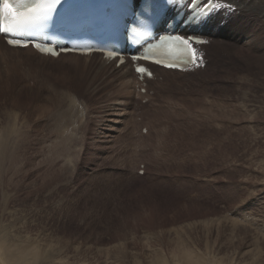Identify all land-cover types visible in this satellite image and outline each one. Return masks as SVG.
I'll return each instance as SVG.
<instances>
[{
    "label": "rangeland",
    "instance_id": "374dc122",
    "mask_svg": "<svg viewBox=\"0 0 264 264\" xmlns=\"http://www.w3.org/2000/svg\"><path fill=\"white\" fill-rule=\"evenodd\" d=\"M232 53L219 56L224 60L213 72L221 75L201 92L171 85L155 96L161 123L143 143L134 138L137 147L145 145L137 154L123 138L145 136L138 126L149 124L142 121L128 123L111 144L95 143L100 106L115 101V91L98 78L90 88L86 77L63 71L71 62L21 73L16 85L2 83L0 133L12 135L0 162V225L11 228L13 243H55L56 264H148L156 257L180 264L175 258L185 249L196 257L192 264H264V58ZM68 96L76 101L71 112L58 102ZM137 103H130L133 116L141 114ZM69 120L77 121L70 130ZM163 123L168 135L154 163ZM138 161L146 163L145 175ZM145 233L151 237L143 240ZM114 242V251H98Z\"/></svg>",
    "mask_w": 264,
    "mask_h": 264
},
{
    "label": "bare ground",
    "instance_id": "6f19581e",
    "mask_svg": "<svg viewBox=\"0 0 264 264\" xmlns=\"http://www.w3.org/2000/svg\"><path fill=\"white\" fill-rule=\"evenodd\" d=\"M215 1L219 2L217 13L212 15L211 18L204 25H202L200 28L182 29V31L185 32L186 34L201 35L204 38H206V43L204 45L198 46L201 57L202 58L204 57V61L202 59V64L206 63V66L204 67L203 70L200 69L202 64L200 66L193 67L185 72L167 70V69H163L157 66H152L151 68L154 74L153 78L144 79L143 81H139L137 77L134 75L132 68L129 66L128 63H125L121 65L120 67H116V61L108 62L102 59L100 55H92L88 57H83V56H78L74 54H66V55L59 56L57 59H52L48 56L39 54L38 52H36L30 47L24 48V49L10 48L0 38V86L2 83L3 85H9L10 80L13 82V85H16V82H17L16 76L21 75V73H24V72L29 73L37 68L43 70L44 68H49L53 66L55 63L59 64V63H64L65 61H69L71 62L70 64H68L69 68L63 69V71H66L69 73L71 72L73 75H81V77H86L87 78L86 85L90 88L92 86L91 84L97 81L95 79L98 78L99 83L105 81L104 84L109 85L111 87L110 91H115V101L110 102L109 105L107 106L105 105L100 106L101 108L100 110L102 111L100 112L101 115L98 121L99 122L98 131L96 133L94 132L95 133V139H94L95 143L100 144V146L106 145V144L108 145L109 143L111 144L112 141L116 140V137L118 138L120 137V134H122V132H124V130L127 128L128 123H130V126L132 127L136 125L138 121H142L144 123L149 124V126H146L145 124L141 125L138 123L139 133L142 131V129L144 128L147 129L145 136L141 135V133H140L141 136L137 135V133L136 135L131 133V136H129V138L127 137L128 139L123 138V141L128 142L130 149L133 148L135 153L136 151L139 152V150L142 151V149L145 148V145H141L137 147L136 144L138 143L135 142L134 138L138 137L140 139V142L142 141L141 143H143V141H146V139L148 138V134L150 133L152 129H154L155 125H159L161 123L160 119L157 118L156 114H153L152 102L154 101L155 96L160 94V92H163V89L166 86L170 87L171 85H174L173 87L171 86L172 90L178 88L179 86L180 88H184L189 91L197 89L199 90V92H201L203 86L206 85L207 83H212V81L214 82L216 80L218 81L216 77H219L221 74H216L217 70L215 68L218 66L219 63L223 62L224 60L222 59V57H219V56L222 54H226L229 51L233 52L232 54H229V55L235 59L242 60L245 55L250 53V51L253 52L254 54H261V57L264 58V46H263L264 37H261V35L264 36V34H261L262 32H264V0H215ZM235 46H238L239 47L238 49H240L241 51H234L233 49L235 48ZM244 51H246V53L245 55H242L243 54L242 52ZM254 60L256 62L261 61L259 57L255 58ZM209 61H212V63L210 64ZM212 66H214V68H211ZM213 71H216V73H214ZM191 72L192 74H190ZM211 72L213 73L211 74ZM219 79H222L221 80L222 82L224 80V78H219ZM3 80L6 81V84L2 82ZM1 89L3 88L0 87V90ZM23 89L24 90L27 89V91H29L30 93H33L30 90V88L23 87ZM141 90H144V93H141ZM72 98L74 99V96H71V97L68 96L67 98L64 97V99L62 100L61 98H59V100L61 101H58V102H60L59 104H64L63 106H66L67 104L68 106L67 109H68L70 108L71 104H74V102H76ZM132 100L133 102L138 101V103L135 105H137L138 110L141 112V114L136 111V115L133 116L132 114L133 111L131 110L132 108H130V103L132 102ZM143 102H145L144 105L142 104ZM222 102L219 101V103H222ZM134 108L135 107H133V109ZM68 111L70 112L73 111V108ZM77 112H78L77 114L75 113L76 116L80 117L79 111ZM65 114L64 116L63 114H61L62 115V118L60 117L61 120L63 119V117L66 118ZM61 115H58V118ZM129 115H131V119ZM68 118L70 119V117ZM51 119H54V118H51ZM59 121L60 120H58V122ZM76 123L77 121L75 120L74 121L69 120L68 125L67 126L64 125V127L66 129L70 127L71 129V127L75 126ZM51 124L53 127V123ZM59 124L61 125V123ZM60 125L57 126V128L60 129L62 127L63 129V126L60 127ZM122 127H125V128H122ZM167 128H168V125L166 123H163V125L159 129L160 137L157 138L158 141L156 145L157 146L156 150L157 149L158 150H157V154L155 158H152L154 163L156 162V159L157 160L159 159L160 145L162 144L165 136L168 135V133L166 132ZM8 130H10V128ZM4 131L5 130L2 129L0 133V162L4 160L3 157L6 153V149H10L9 148L10 143L8 140H9V137L12 135L11 133H9L10 135L7 134L8 139H6L7 136H6V133L3 134ZM62 132L64 131L62 130ZM118 133L120 134L118 135ZM81 134H79V136ZM2 135L6 136V138L2 137ZM67 136L69 137V135ZM57 138L59 137L57 136ZM131 140L134 143H131ZM60 141L58 142L60 143ZM65 141H67V138ZM62 142L61 144L64 145L63 143L65 142L63 143ZM120 146H122V149H123L124 143H122ZM146 146H149V150L150 152H152L153 150L152 143ZM12 147L13 146H11V148ZM111 147L112 146H110V148ZM48 148L51 149L50 145ZM77 148L75 147L73 149L75 150ZM81 151L82 150L80 149V152ZM120 152L121 151H119V153ZM111 155L113 156V154ZM150 156H152V154H150ZM71 157H74V156H71ZM77 158H78V155H77ZM71 159L73 161L76 160V159L74 160L73 158ZM141 160L145 161L143 159ZM133 161L136 162V160H133ZM64 162H66V160ZM142 164H144L143 175H145L147 173L146 168H145L146 163L139 162V168L137 169V166H136V169L137 171L140 170L141 168L140 165ZM153 164L151 165L153 166ZM154 167H156V164L154 165ZM9 228L10 227L8 226L0 225V264H56L57 263L56 259H58V256L56 254H58L59 250L54 245L55 243L51 246V244L49 245L48 242H46V244H43L45 243L44 241H35V243L29 245L25 243L26 239L28 238H26L25 241L21 240V242L13 243V242H17V239L12 238L14 235L11 236L12 233L9 230ZM180 229H184V226L178 227V228L176 227H173L170 229L168 228L165 231L163 230L162 234L167 232V234L170 235V233L172 232V235H175L180 231ZM145 234L147 238L143 237V240L149 239L151 237L150 234L148 233H145ZM9 240L12 241L11 243L13 245H16L15 249H11V246H10L11 244L8 243ZM28 242L30 241L28 240ZM114 243L116 244L117 242H114ZM23 245L26 248H23L24 247ZM118 245L119 244H116V245L110 244L105 247L102 246L103 248L98 247V251L102 250L103 252L104 251L107 252L109 250L110 252H112V250L114 251L115 249H117ZM177 254L178 253H176L174 257H177ZM160 259L161 261L159 262ZM163 259L164 258L156 257L152 261L149 260L150 262H148V264H165L166 262ZM175 259H177L180 264H192V261L194 262V259L196 260V257H193L190 250L185 249L183 250V254L179 258L177 257ZM199 264H202L201 261H199Z\"/></svg>",
    "mask_w": 264,
    "mask_h": 264
},
{
    "label": "snow or ice",
    "instance_id": "6c2138e0",
    "mask_svg": "<svg viewBox=\"0 0 264 264\" xmlns=\"http://www.w3.org/2000/svg\"><path fill=\"white\" fill-rule=\"evenodd\" d=\"M55 2L58 3L59 0H55ZM53 6V3H49L47 5H37V7H46L49 11H51ZM28 7L29 5L25 3V0H0V32L15 33L20 26L28 23L32 19L25 14V9ZM7 43L10 46L27 47L29 42L8 39ZM33 46L42 53L55 55V52L51 48H42L39 44H33ZM156 47L157 49H175L185 54L178 60H161L157 59L155 55L152 54H146L141 57V59L161 64L164 67L169 68H177L181 63H191L196 66H200L202 64V57H200L197 51L193 48L192 40L189 38L180 37L179 35L170 36L162 39L161 44ZM149 53H152L151 49L149 50ZM107 55L114 58L117 53L108 52ZM136 72L138 74H144L146 69L144 67H137Z\"/></svg>",
    "mask_w": 264,
    "mask_h": 264
}]
</instances>
